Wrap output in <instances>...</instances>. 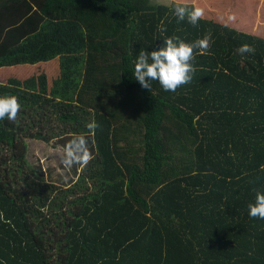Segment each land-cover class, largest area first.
Wrapping results in <instances>:
<instances>
[{"label":"trees","instance_id":"obj_1","mask_svg":"<svg viewBox=\"0 0 264 264\" xmlns=\"http://www.w3.org/2000/svg\"><path fill=\"white\" fill-rule=\"evenodd\" d=\"M219 1L0 0V96L22 105L0 120V264H264L248 207L264 192V3L241 0L230 25L237 0ZM206 34L189 84L135 79L141 50ZM69 133L92 135L93 159L47 181L26 140Z\"/></svg>","mask_w":264,"mask_h":264},{"label":"clouds","instance_id":"obj_2","mask_svg":"<svg viewBox=\"0 0 264 264\" xmlns=\"http://www.w3.org/2000/svg\"><path fill=\"white\" fill-rule=\"evenodd\" d=\"M174 15L179 21L187 18L193 26L198 25L203 17L199 8L188 9L186 5L177 4ZM161 31L166 29L161 28ZM211 34L191 43H186L177 36H172L163 41V46L151 52L141 50L135 62L134 77L142 88L151 91V81H158L164 91L176 92L183 85L189 84L193 79L195 68L191 61L195 59L196 52L204 54L210 47ZM241 55L254 54L255 49L248 44L238 49ZM22 105L15 95L0 96V120L7 119L15 122ZM99 125L89 123L87 128L94 131ZM90 138L79 134L73 137L62 148L61 163L65 169L73 166H86L93 155L90 150ZM249 216L264 219V192H256L255 202L249 204Z\"/></svg>","mask_w":264,"mask_h":264},{"label":"rangeland","instance_id":"obj_3","mask_svg":"<svg viewBox=\"0 0 264 264\" xmlns=\"http://www.w3.org/2000/svg\"><path fill=\"white\" fill-rule=\"evenodd\" d=\"M197 0H188V4L195 3ZM241 0H237V4L240 3ZM244 1V0H242ZM253 5L256 4V0H252ZM183 2V1H182ZM223 3V1L217 0V3ZM251 2V1H249ZM262 1H258V4L256 8L259 10L262 9ZM234 5L230 12L228 23L230 25L236 24L237 22V14L239 13L240 5ZM254 7V6H253ZM257 9V10H258ZM223 19V18H222ZM219 20V19H218ZM255 22L257 23V26L263 25L264 26V13H260L259 15H256ZM226 23V22H225ZM255 23V25H256ZM227 24V23H226ZM51 111L55 112L56 110L51 107ZM43 110H38L39 115L43 113ZM45 113V112H44ZM49 113V112H48ZM59 113H56V116H58ZM90 116V115H89ZM39 118V117H38ZM92 116L88 117V121H90ZM57 124V121H56ZM79 134L75 133H69L66 138H60V139H53L51 142H45L37 138H28L26 141L28 143V159L29 161L36 166L38 169V172L42 174L47 181H54L56 183H64V185L71 184L75 180L77 181L79 179V174H81L83 168L85 166H73L71 169H65L64 166L61 163V155H62V148L65 143H68L73 137L77 136ZM90 138V142L92 140V135L90 133L83 134ZM65 142V143H64ZM90 149L92 150V142L89 145Z\"/></svg>","mask_w":264,"mask_h":264},{"label":"crops","instance_id":"obj_4","mask_svg":"<svg viewBox=\"0 0 264 264\" xmlns=\"http://www.w3.org/2000/svg\"><path fill=\"white\" fill-rule=\"evenodd\" d=\"M37 65V64H36ZM38 66V65H37ZM18 67V66H17ZM19 68V67H18ZM19 77H20V75H19Z\"/></svg>","mask_w":264,"mask_h":264}]
</instances>
